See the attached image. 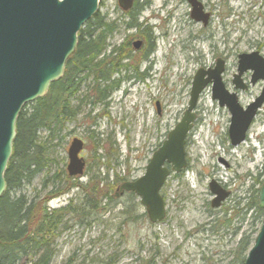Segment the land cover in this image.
<instances>
[{
	"label": "rangeland",
	"instance_id": "1",
	"mask_svg": "<svg viewBox=\"0 0 264 264\" xmlns=\"http://www.w3.org/2000/svg\"><path fill=\"white\" fill-rule=\"evenodd\" d=\"M135 1L140 30L147 27L145 32L151 33L152 54L141 60L131 46L125 48L131 52L130 67L107 103H91L90 94L83 99L92 78L81 84L72 99L79 113L51 140L49 174L34 175L14 195L36 198L49 209L69 205L79 210L65 214L66 227L56 229L50 264H234L238 239L250 234V248L261 225L256 211L252 208L246 214L244 205L253 194L257 200V187L264 180V104L245 140L233 147L227 134V109L212 100L210 86L200 94L193 110L196 121L186 137V168L179 176L172 172L160 191L166 206L161 222L149 221L136 196L115 197L118 184L124 181L115 186L113 180L119 176L128 181L143 174L186 110L190 82L199 68L205 70L217 58L223 59L222 81L231 91L237 55L257 51L264 58V0H199L203 12H209L205 26L190 17L187 0ZM96 14L115 26L109 45L142 38L134 28L126 29V13L117 0H98ZM143 39L146 42L147 37ZM145 67L147 75L142 77L139 73ZM251 74L245 75L248 88L237 92L242 107L259 96L264 86V80L249 85ZM39 135L45 143L47 134L40 130ZM73 138L84 143L83 174L69 182L57 175L52 183L55 170L66 171ZM211 181L232 190L221 208L210 207ZM53 189L63 193L43 199ZM85 194L94 201L102 198L97 211L85 208Z\"/></svg>",
	"mask_w": 264,
	"mask_h": 264
},
{
	"label": "water",
	"instance_id": "2",
	"mask_svg": "<svg viewBox=\"0 0 264 264\" xmlns=\"http://www.w3.org/2000/svg\"><path fill=\"white\" fill-rule=\"evenodd\" d=\"M187 1L192 7L191 17L206 22L207 15L198 16L201 9L197 7V1ZM117 2L126 10L132 0ZM97 9L98 0H0V196L5 191L3 176L12 152L19 112L27 103L44 96L50 83L62 76L65 63L76 48L78 31ZM237 61V73L231 80L234 89L247 88L241 80L246 71L252 72L251 85L264 80V58L257 51L240 53ZM217 62L209 70L199 68L195 72L181 119L152 154L143 174L121 183L118 188L137 195L152 223L161 222L166 216L160 189L170 171L179 173L187 165L186 137L196 119L193 110L202 89L211 84L212 99L220 107H226L230 115L227 134L233 147L244 141L257 111L264 104L263 86L260 95L242 107L237 93H229L222 82L223 62L220 59ZM83 145L78 138L70 142L66 164L68 176L83 173L85 161L80 156ZM209 190L214 195L211 200L214 207L228 194L215 181L209 183ZM257 200L263 210L262 222L243 264H264V180L257 187Z\"/></svg>",
	"mask_w": 264,
	"mask_h": 264
},
{
	"label": "trees",
	"instance_id": "3",
	"mask_svg": "<svg viewBox=\"0 0 264 264\" xmlns=\"http://www.w3.org/2000/svg\"><path fill=\"white\" fill-rule=\"evenodd\" d=\"M128 25L131 26L130 23ZM114 30L113 22H106L105 18L97 14L89 18L78 31L75 51L66 61L63 75L50 83L44 96L30 102L26 110L19 112L15 122L13 148L3 176L5 191L0 196V264H50L53 256L51 245L56 229L66 227V221L63 220L65 214H76L79 211L71 209L69 205L49 209L46 205L41 206L36 198L28 200L23 194L15 196L14 192L20 190L21 185L29 182L34 175L42 171L49 174L53 162L48 154V149L52 146L51 140L57 138L56 133L64 127L65 122L71 121L79 113V106H74L72 99L87 78H92V83L83 99H88L90 94L91 103L108 102L115 87V80L111 79L112 73L119 71L122 54V49L116 47L105 54L107 38ZM40 130L47 134L43 144L39 141ZM46 175L44 180L48 179ZM57 175L68 182L73 179L66 171L57 169L51 174L52 183ZM125 180V177L117 176L113 185L117 186ZM61 193L63 191L53 189L43 199L48 200ZM84 197L85 208L97 211L102 198L94 201L86 194ZM247 200L244 205L246 214L247 210L253 208L260 224L263 210L259 207L258 200L254 194L248 196ZM238 205L239 203L236 206ZM234 208L232 206V210ZM225 222L229 223V220ZM250 239V234L238 239L236 250L232 254L234 264H243Z\"/></svg>",
	"mask_w": 264,
	"mask_h": 264
},
{
	"label": "flooded vegetation",
	"instance_id": "4",
	"mask_svg": "<svg viewBox=\"0 0 264 264\" xmlns=\"http://www.w3.org/2000/svg\"><path fill=\"white\" fill-rule=\"evenodd\" d=\"M197 1V3L199 4V5H197V7H200V9H201V14H199L198 16L199 17H202L203 15H207V20H206V22H204L203 20H199L200 22H202V24H203V26H205L206 24H207V22H208V18H209V12H203V9H202V6H201V4H200V1L199 0H196ZM188 2V1H187ZM189 3V2H188ZM189 5H190V9H191V11H190V17H191V12H192V7H191V4L189 3ZM118 6H119V2H118ZM119 8H121V6H119ZM136 8H137V3H136V1L135 0H132V3H131V5H130V7L129 8H127L126 10H123L122 8V10H123V12H125L126 13V17H127V21L124 23L125 25H126V29L127 30H130L131 28H134L135 30H137V31H139L138 33H140V34H138V33H136V34H138L139 36H141L142 38H140V39H138V40H132L131 42H130V44L129 43H126V42H124V40L123 41H121V43L120 44H118V45H109L108 43H107V41H106V44L108 45L107 47H106V51H105V54H107L112 48H114V47H116V48H121L122 49V54H121V56H120V63H119V67H118V72H114V73H112V77H111V79H114L115 80V87H114V89L115 88H117L120 84H122L123 83V81H124V75H123V73L125 74L126 73V71H128L127 69L130 67L128 64L129 63H127L128 61H129V59H130V57H131V52H129V49H125V48H127V47H129V46H131L132 47V49H133V51H134V53H139L142 57H141V60L143 59H146V58H148V56L149 55H151L152 53H151V51H152V47H153V45H152V43H150V38L151 37H149V35L151 36V33H149V35L145 32V31H147V27H145L144 29H142V30H140V26H141V24H139V23H137V21H136V19L138 18V16H139V14H140V12H139V10L137 9L136 10ZM96 14V13H95ZM192 18V17H191ZM193 19V18H192ZM194 20V19H193ZM195 21H198V20H195ZM128 23H130V27H129V25H128ZM114 32V31H113ZM134 33V32H133ZM136 34H134V35H136ZM133 35V34H132ZM143 36H145V37H147V40H148V42H147V40H146V42H144V39H143ZM160 36V35H159ZM110 37V36H109ZM108 37V38H109ZM108 38H107V40H108ZM158 38V37H157ZM156 38V39H157ZM153 40L155 39V35L153 36V38H152ZM136 42H138V43H136ZM147 44V46H146V44ZM137 44V45H136ZM239 55V54H238ZM238 55H237V57H238ZM113 56H115V54H113ZM116 57V56H115ZM221 60L222 62H223V71H224V69H225V62H224V60L223 59H221V58H217L216 60H215V64L213 65V66H209L208 68H206L205 70H209L210 68H213L218 62V60ZM238 63V62H237ZM135 69L134 70H136L137 68H136V66L134 67ZM147 68L145 67L144 68V70L142 71V72H140L139 73V75L140 76H146L147 75V70H146ZM146 70V71H145ZM237 70V69H236ZM222 71V72H223ZM247 72H249V71H246V72H244V73H242V75H241V80H242V82H244L246 85H247V88H248V84H247V82L245 81V75H246V73ZM251 72V71H250ZM224 73V72H223ZM223 73H222V75H223ZM195 74V73H194ZM120 75H122V76H120ZM234 75V74H233ZM250 78H251V76H250ZM221 79H222V76H221ZM232 80V79H231ZM250 81V80H249ZM248 81V82H249ZM223 82V81H222ZM190 84H191V82H190ZM225 85V84H224ZM249 85H251V83L249 82ZM208 86H210V84L208 85ZM246 88V89H247ZM246 89H244V90H246ZM228 90V89H227ZM204 91V90H203ZM203 91H201L200 93H199V97H200V94L203 92ZM238 91H240V90H238V89H234V86H232V88H231V91H229L228 90V92L229 93H231V92H235V93H237ZM237 95H238V93H237ZM198 100H199V98H198ZM155 106H156V108H158V103L156 102V104H155ZM158 112H159V108H158ZM196 117V116H195ZM195 121H196V119H195ZM194 121V122H195ZM194 122H193V125H194ZM193 127V126H192ZM191 127V128H192ZM193 129V128H192ZM191 129V130H192ZM190 130V131H191ZM189 134V133H188ZM186 159V158H185ZM222 162V161H221ZM224 163V162H223ZM186 168V167H185ZM185 168H183V169H185ZM183 169H181V172H179V173H175L177 176H179V175H181V173H182V170ZM173 171H170V174L172 173ZM170 176V175H169ZM168 176V177H169ZM167 177V178H168ZM74 179V178H73ZM130 181L131 180H134V179H129ZM167 180V179H166ZM166 180H165V182H166ZM165 182H164V184H163V186L161 187V189L164 187V185H165ZM120 184L121 183H119L118 185L120 186ZM119 186H118V188H119ZM209 187V186H208ZM117 188V190H116V192H115V194H114V196L115 197H122V196H125V195H132V196H136V195H134V193L133 192H126V191H120L119 189ZM161 189H160V191H161ZM210 191V190H209ZM223 191H227L228 192V194H227V196L225 197V199L226 198H228V197H231L232 196V190H228V188H226L225 190H223ZM212 193V192H211ZM213 195V194H212ZM214 196V195H213ZM214 198V197H213ZM212 198V199H213ZM225 199L224 200H222L221 202H220V204L218 205V206H212V202H211V204H210V207L211 208H213V209H215V208H221L222 207V205L223 204H225L224 202H225ZM164 200V199H163ZM239 202H241V200L239 199L238 200ZM239 205H240V203H239ZM165 208H166V206H165Z\"/></svg>",
	"mask_w": 264,
	"mask_h": 264
}]
</instances>
